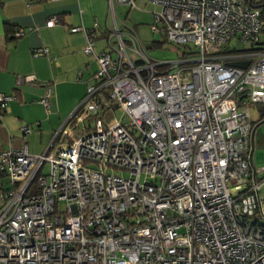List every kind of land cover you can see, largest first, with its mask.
<instances>
[{"label": "built area", "instance_id": "2783aa9c", "mask_svg": "<svg viewBox=\"0 0 264 264\" xmlns=\"http://www.w3.org/2000/svg\"><path fill=\"white\" fill-rule=\"evenodd\" d=\"M109 2L114 22L115 4H152L151 31L191 45L197 57L154 60L133 30L116 25L117 44L108 37L96 52L97 22L71 28L86 31L82 50L97 61L95 82L44 152L0 153L8 178L0 187V264H264V168L248 160L245 106L264 103L261 10L251 0ZM239 61L248 64L230 65ZM44 86L39 102L48 108ZM13 99L0 92V111ZM110 108L121 117L105 125L94 118L73 137Z\"/></svg>", "mask_w": 264, "mask_h": 264}, {"label": "crops", "instance_id": "0c3cea01", "mask_svg": "<svg viewBox=\"0 0 264 264\" xmlns=\"http://www.w3.org/2000/svg\"><path fill=\"white\" fill-rule=\"evenodd\" d=\"M110 6L109 0H0V92L14 94L0 111V153L21 147L30 154L45 151L95 82L98 68L96 59L82 50L86 31L71 28L90 30L97 22L94 50L107 49L114 22ZM115 25L119 28L115 21L114 30ZM20 28L24 33L16 37ZM38 48L47 52L34 56ZM46 83L51 86L48 108L39 102ZM23 125L31 128L24 135ZM7 181L0 173V187Z\"/></svg>", "mask_w": 264, "mask_h": 264}, {"label": "rangeland", "instance_id": "374dc122", "mask_svg": "<svg viewBox=\"0 0 264 264\" xmlns=\"http://www.w3.org/2000/svg\"><path fill=\"white\" fill-rule=\"evenodd\" d=\"M139 2V1H138ZM115 12V21L118 25V29L122 33H128L133 30L138 36V39L143 43L146 48L147 54L154 60H173L177 58H188L195 59L197 54L194 52L192 46L186 45H177L168 40H166L158 32H152L150 29L151 24L153 23V10L154 6L150 3H143L140 8L130 7L127 4H116L113 7ZM112 22H113V16ZM114 28V22H113ZM112 28L111 33L108 37L111 39V42L116 45L117 36L115 30ZM103 39V38H102ZM264 39V37H263ZM236 41H232L234 43ZM238 50H244L248 46L247 44L236 43ZM245 106L247 107L250 114V122L252 127L255 125V131L253 136V153H252V164L256 170L264 168V103H257L246 101ZM122 112L117 108H110L104 111L103 113L97 116H91L88 119H85L73 130V137H78L83 132H89L92 128V120L94 118H100L102 123L105 125L106 122H109L112 118H120ZM86 127L84 131L82 128ZM66 142H71V139H67ZM89 166L97 167L96 164L91 163ZM48 169V163H44L42 171L46 172ZM107 172H112L115 174H120L127 176L128 172L126 170L118 168H106ZM5 179L8 180L7 177ZM235 183L234 180L227 182V187H231ZM60 211L65 210V203L60 202L58 204Z\"/></svg>", "mask_w": 264, "mask_h": 264}, {"label": "water", "instance_id": "95a60500", "mask_svg": "<svg viewBox=\"0 0 264 264\" xmlns=\"http://www.w3.org/2000/svg\"><path fill=\"white\" fill-rule=\"evenodd\" d=\"M248 64V61H239V62H231L230 65H233V66H237V67H246V65ZM264 121L261 120V122ZM257 125H255L254 127H252V131H251V145H250V150H249V155H248V160H249V163L252 167V169L254 168L253 164H252V153H253V134H254V131H255V128H256Z\"/></svg>", "mask_w": 264, "mask_h": 264}, {"label": "trees", "instance_id": "16d2710c", "mask_svg": "<svg viewBox=\"0 0 264 264\" xmlns=\"http://www.w3.org/2000/svg\"><path fill=\"white\" fill-rule=\"evenodd\" d=\"M251 4L261 10L264 18V0H251Z\"/></svg>", "mask_w": 264, "mask_h": 264}]
</instances>
